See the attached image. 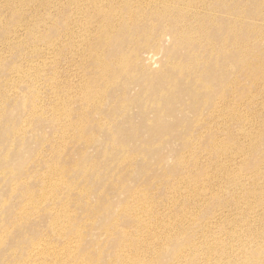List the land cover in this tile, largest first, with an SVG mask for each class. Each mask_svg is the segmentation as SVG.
Segmentation results:
<instances>
[{"label": "rangeland", "instance_id": "1", "mask_svg": "<svg viewBox=\"0 0 264 264\" xmlns=\"http://www.w3.org/2000/svg\"><path fill=\"white\" fill-rule=\"evenodd\" d=\"M143 2L0 0V264H118L131 200L235 218L223 161L264 194V0Z\"/></svg>", "mask_w": 264, "mask_h": 264}, {"label": "bare ground", "instance_id": "2", "mask_svg": "<svg viewBox=\"0 0 264 264\" xmlns=\"http://www.w3.org/2000/svg\"><path fill=\"white\" fill-rule=\"evenodd\" d=\"M141 1H144L145 6H151L155 4L150 1L158 0ZM126 27L135 28L123 24L122 29L125 31ZM249 51L250 49L246 50ZM263 58L264 50L260 54V63ZM109 62L103 59L105 72L109 71ZM239 62L238 58L237 64ZM262 66L264 67V61ZM238 156L240 155H235V159ZM219 169L221 174L226 172L229 175L222 184L223 190L235 197L239 195L238 210L234 207L238 214L235 218L221 214L220 210L215 221L202 222L201 215L207 211L206 207L210 204H204V199H189L183 203L192 204L190 208L174 221H168L167 218L174 211L167 218H163L148 202L135 204L131 200L125 214L132 227L121 230L123 238L120 240L130 238V244L127 252L119 241L116 244L114 252L118 264H140L138 261L146 258L148 254L151 258L143 264H264V216L256 215L257 210L264 212V194L255 202L243 198L248 197L247 191L255 193L253 185H248L246 178L236 176L239 170L226 167L224 161ZM261 187L264 188V185ZM200 188L204 190L205 195L211 190V187L206 185H201ZM232 201H235V198ZM213 206L214 209L221 208V203ZM61 217L64 219L65 215ZM35 252L37 255L49 256L53 262L61 264L65 262V256L72 254V249L61 251L38 246Z\"/></svg>", "mask_w": 264, "mask_h": 264}]
</instances>
